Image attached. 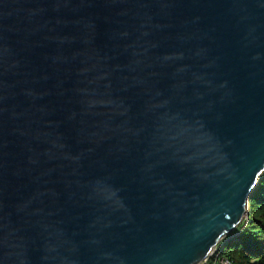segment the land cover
<instances>
[{
	"label": "water",
	"instance_id": "1",
	"mask_svg": "<svg viewBox=\"0 0 264 264\" xmlns=\"http://www.w3.org/2000/svg\"><path fill=\"white\" fill-rule=\"evenodd\" d=\"M264 172V0H0V264H199Z\"/></svg>",
	"mask_w": 264,
	"mask_h": 264
},
{
	"label": "trees",
	"instance_id": "2",
	"mask_svg": "<svg viewBox=\"0 0 264 264\" xmlns=\"http://www.w3.org/2000/svg\"><path fill=\"white\" fill-rule=\"evenodd\" d=\"M221 243L234 264H264V172L248 200L246 217Z\"/></svg>",
	"mask_w": 264,
	"mask_h": 264
},
{
	"label": "built area",
	"instance_id": "3",
	"mask_svg": "<svg viewBox=\"0 0 264 264\" xmlns=\"http://www.w3.org/2000/svg\"><path fill=\"white\" fill-rule=\"evenodd\" d=\"M223 243H218L199 264H234L231 256L223 252Z\"/></svg>",
	"mask_w": 264,
	"mask_h": 264
},
{
	"label": "rangeland",
	"instance_id": "4",
	"mask_svg": "<svg viewBox=\"0 0 264 264\" xmlns=\"http://www.w3.org/2000/svg\"><path fill=\"white\" fill-rule=\"evenodd\" d=\"M245 217H246V216H245ZM236 228H237V227H236ZM236 228L233 229L231 232H229L226 236L232 235V234L236 231ZM226 236H224V237L222 238L221 241H223V239H224ZM221 241H220L219 243H221Z\"/></svg>",
	"mask_w": 264,
	"mask_h": 264
}]
</instances>
